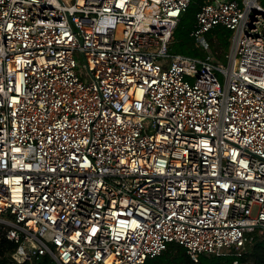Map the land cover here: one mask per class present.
<instances>
[{"label": "built area", "instance_id": "2783aa9c", "mask_svg": "<svg viewBox=\"0 0 264 264\" xmlns=\"http://www.w3.org/2000/svg\"><path fill=\"white\" fill-rule=\"evenodd\" d=\"M190 1L0 0L11 259L144 264L173 242L197 262L264 231V7L201 0L189 34L228 28L223 65L169 53Z\"/></svg>", "mask_w": 264, "mask_h": 264}, {"label": "trees", "instance_id": "16d2710c", "mask_svg": "<svg viewBox=\"0 0 264 264\" xmlns=\"http://www.w3.org/2000/svg\"><path fill=\"white\" fill-rule=\"evenodd\" d=\"M201 0H191L187 9L179 17L173 33L172 39L174 40L176 30L182 26V24H187L186 14L190 10V20L192 21L191 27L188 30V35L192 38V45H195L193 37L189 34L192 25L195 20V14L199 9V4ZM192 9V10H191ZM216 25L205 33L207 39L208 47H215L214 43L221 47L223 52L227 51L230 44L231 32L228 28ZM200 47H202L200 45ZM185 54V53H182ZM192 56H199L188 54ZM203 55L205 53L203 52ZM201 54L200 57L203 56ZM225 55V54H224ZM225 60L226 58L223 57ZM3 228L0 227V264H58L53 258L49 255H42L37 258H32L29 261L18 263L10 258L11 251L15 248V243L8 240L4 234ZM228 253L225 254H201L198 257V261L195 262L189 254L186 252V249L177 243H170L167 249L161 254L147 259L144 264H233V260L236 258L238 264H264V233L259 235L258 232H252L247 234V244L242 250V253L239 257L232 255L230 249L227 250Z\"/></svg>", "mask_w": 264, "mask_h": 264}, {"label": "rangeland", "instance_id": "374dc122", "mask_svg": "<svg viewBox=\"0 0 264 264\" xmlns=\"http://www.w3.org/2000/svg\"><path fill=\"white\" fill-rule=\"evenodd\" d=\"M258 2L264 7V0H258ZM189 14H190V10H188V13L186 14V18H185L187 20V24H182V26H180L176 30V34H175L174 40H171L169 42V44H168L169 53H172V54L173 53H185V54H193V55L201 56V54L203 55V52H204L205 55L210 54L217 61H219L220 63L225 65L226 64V60L223 57H225L226 54L229 52L230 44L228 46L227 51L223 52L221 47L218 46L216 43H214V45H215L214 49H213V47H210V46L208 47L206 37H204V40H203L204 42L203 43H200L201 41H197L193 37V40L195 42V45L193 46L192 45V38L188 35V30L190 29L191 24H192V21L190 20ZM218 27H221V26H218ZM221 28H223V27H221ZM200 45L202 47H200ZM205 55H203V56H205ZM74 57L79 62L80 66H81V68H82V70L84 72L83 73L84 76H86L84 59H83V56H82L81 52L80 51L74 52ZM214 73L217 76V78H219V80L222 81L223 75L217 70H214ZM2 216L12 219L11 215L2 214ZM0 227H6V225L0 224ZM254 231L258 232L259 235L264 233V231L262 232L258 228H255L254 230L247 232L246 235L250 234V233H252Z\"/></svg>", "mask_w": 264, "mask_h": 264}]
</instances>
